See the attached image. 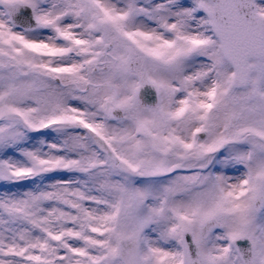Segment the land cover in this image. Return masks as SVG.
Returning <instances> with one entry per match:
<instances>
[{
  "label": "snow or ice",
  "instance_id": "6c2138e0",
  "mask_svg": "<svg viewBox=\"0 0 264 264\" xmlns=\"http://www.w3.org/2000/svg\"><path fill=\"white\" fill-rule=\"evenodd\" d=\"M0 264H264V0H0Z\"/></svg>",
  "mask_w": 264,
  "mask_h": 264
}]
</instances>
